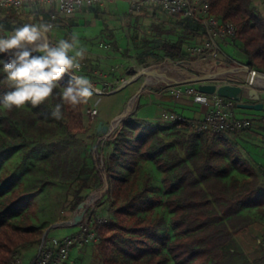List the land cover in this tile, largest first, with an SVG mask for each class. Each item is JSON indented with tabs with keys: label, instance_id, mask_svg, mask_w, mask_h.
Masks as SVG:
<instances>
[{
	"label": "trees",
	"instance_id": "trees-1",
	"mask_svg": "<svg viewBox=\"0 0 264 264\" xmlns=\"http://www.w3.org/2000/svg\"><path fill=\"white\" fill-rule=\"evenodd\" d=\"M196 1L200 5L202 1L207 3L208 16L217 17L225 25L234 27L229 38L236 46L240 59L264 72V14L256 6V0ZM16 9L9 7L0 12V36L24 24L53 22V26L57 27V22L63 21L61 14L52 20L49 7L22 15ZM170 16L186 21L189 27L193 21L197 31L206 34L199 20L203 14L186 17L178 13ZM161 46L165 56L171 59L187 57L180 41H163ZM0 59H5V55L0 54ZM73 74H65L59 81L50 98L54 106L61 103L63 86ZM5 75L0 65V100L13 90ZM47 104L45 101L34 107L41 118L52 117V109ZM2 106L0 103V128L13 137L21 134L26 122L23 112H17L15 108L8 111ZM76 106L65 104L62 113L68 116ZM29 118L32 123V115ZM159 132L147 122L127 120L109 143L111 152L108 157L99 160L100 168L94 169L91 177L79 179L69 198L70 206L75 208L87 196L81 195L83 189L96 188L103 181L110 186L105 192L116 204L115 217L106 223H100L98 219L92 221L98 237L96 250L101 264L249 262L235 237L251 225L249 217L243 213L244 209L255 207L264 213V189L258 178L259 169H254L251 161L244 159L239 150L236 136L244 131H189L172 142L165 140ZM24 144V141H8L7 145L0 147V158ZM175 144L184 149L185 158L179 154ZM142 160L154 162L162 172V201L149 194L154 190L151 185L146 183L140 190L136 186ZM232 168L248 174L250 179L225 181ZM121 169L130 172L131 178L123 176ZM11 188V182L0 176V264H10L18 248L35 240L28 224L24 228L20 226L25 221L19 219L16 224L11 223L12 217L24 209V201ZM159 204L170 213L171 232L167 230L163 217L152 216V209ZM262 262L264 256L256 260V264Z\"/></svg>",
	"mask_w": 264,
	"mask_h": 264
},
{
	"label": "rangeland",
	"instance_id": "rangeland-1",
	"mask_svg": "<svg viewBox=\"0 0 264 264\" xmlns=\"http://www.w3.org/2000/svg\"><path fill=\"white\" fill-rule=\"evenodd\" d=\"M118 2L124 3L128 12L127 1L116 0L112 4ZM255 3L264 14V0H256ZM47 7L45 4L32 3L17 7L16 10L22 15ZM57 31L62 33L61 29H57V27L54 29L53 26L48 33L47 42L53 46L57 43V41L52 40ZM10 33L7 32V34ZM101 40L107 41L108 39ZM95 48H98L97 44H95ZM203 53V51L193 53L187 55L185 59H171L161 55L149 60L148 63L133 65L130 64L129 56H116L114 58L97 55L96 57H85L81 61V68L75 71L74 75L86 76L93 85V96L87 103L77 105L70 115L63 114L59 120L53 116L41 118L38 110L30 104L16 109L17 112H23L22 115L26 119L25 126L22 127V133L14 137L6 134L0 128V147L7 145L8 141H24L25 144L1 155L0 176L11 182V189H14L18 197L24 201L22 213L13 216L11 223L16 224L19 219L25 221L21 222L20 226L24 228L28 224L32 235L35 237L33 242H26L16 251L15 256L21 260L22 264H28L43 240L47 241L76 232L80 222L76 224L69 222L74 218L80 206L86 208L85 217L91 221L98 219L100 223H106L115 217L116 204L113 203L111 197L106 195L105 191L110 186L105 181L96 188L83 189L81 195H87L85 200L77 207H71L69 198L74 193L78 180L91 177L94 169L100 168L99 160L101 158L106 159L111 152L109 143L114 140L124 123L134 117L137 105L140 104L139 97L141 94L153 93L154 91H170L175 94L177 89H186L187 87L197 90L198 83H181V81L192 76L214 75L222 72V69L217 72V69L220 68H217L216 62L210 56H203ZM228 55L231 60L225 63L224 72H233L220 75L208 83L234 84V80L240 77L243 82L241 85L246 86L249 73L241 68L247 64L239 59L236 54L230 52ZM218 58L221 57L218 55L216 60ZM155 67L160 70L149 75L141 73L147 68L154 69ZM252 69L255 68L252 67ZM257 79L256 81L260 82L258 83L260 86L255 84L250 87L264 88V79H259V77ZM120 85L124 86L119 91L108 93ZM196 95L182 94V96L188 97ZM47 103V106L53 111L55 106L51 100H47ZM93 109L97 112L92 116L90 112ZM236 110L240 111L243 117L253 120L257 112L263 111V109L255 111L242 108ZM125 112L126 114H124ZM29 115L33 117L32 123L29 122ZM122 116L123 118L119 120ZM77 129H81V131ZM169 132H176L177 138H180L188 134L189 131L187 133L186 131ZM256 133L259 135L256 140L261 141L264 134ZM163 137L167 141L173 138L165 135ZM180 151L182 153L181 148ZM141 163L136 181L138 190L147 183L154 187V190L149 194L161 198L162 201L164 198L162 172L152 161L142 160ZM121 174L129 179L132 176L130 172L124 169H121ZM261 187L264 189L263 178L261 179ZM102 189V193L96 194ZM91 196H94L93 201H91ZM152 211V216H161L165 219L167 230L171 232L170 213L164 205L159 204ZM146 213H142V215ZM243 213L249 217L250 226L257 224L264 226V213L255 207L244 209ZM246 235L247 232L244 231L236 237L242 241L247 239ZM261 236L264 241V233ZM261 250L264 252V243ZM248 255L249 262L247 263L256 264L254 256L258 254ZM63 264H101L96 250V242L72 248L68 260Z\"/></svg>",
	"mask_w": 264,
	"mask_h": 264
},
{
	"label": "crops",
	"instance_id": "crops-1",
	"mask_svg": "<svg viewBox=\"0 0 264 264\" xmlns=\"http://www.w3.org/2000/svg\"><path fill=\"white\" fill-rule=\"evenodd\" d=\"M194 2L195 14H200L202 7L196 1ZM112 3L104 2L101 5L92 7L83 6L70 15H61L63 21L57 22V29H61L62 33L57 31L56 35H53V38L51 37L52 40L58 42L60 39H71L75 35L79 40V46L86 50L85 57H96L97 55L114 58L116 56H129L132 65L148 63L151 59L165 55V51L161 46L163 41L171 43L180 41L186 55L193 54L195 47L203 45L207 41L206 34L197 31L194 25L195 22L191 21L190 27L187 26L186 21L181 22L177 18H173L158 3H146L133 13L127 12L124 3ZM105 38L108 40L106 41ZM216 43L218 46L217 56L219 55L221 58L214 61L217 68H220L217 69V72L222 69L223 73L225 63L231 60L228 53L236 54L239 59L240 56L230 38H218ZM95 44L98 46L97 49ZM206 55L209 56V52L203 53V56ZM250 68L252 67L250 66ZM256 80H254V85L260 83ZM239 82H241L240 77L234 80V84H240ZM256 87L258 86H254V88L259 92L260 99H264V88ZM197 95H202L207 99L211 94L199 93ZM196 96H177L170 91H154L153 93L141 94L139 97L140 104L137 105L132 119L147 122L156 131H161L159 132L161 136H170L173 137L170 140L171 142L176 141L178 134L169 131L188 130L184 125L164 121L162 113L175 114L193 120L202 119L205 114V106L196 102ZM241 101L251 102L246 93L241 96ZM236 114L243 117L238 110H236ZM239 131H244L236 136L239 150L244 159L251 161L254 169H259L258 178L261 181L264 173V138L257 141L259 135L256 132L264 134V103L263 111L257 112L254 116L252 126ZM175 147L179 154L185 158L184 149L181 153L176 144ZM232 178L241 181L242 179H250V176L238 171L236 168H232L225 181L231 182ZM245 231L247 232L246 240L240 241L235 237L238 247L247 259H249L248 254H258L254 256L256 261V259L264 256V252L261 250L264 243L261 236L264 233V226L257 224L250 226Z\"/></svg>",
	"mask_w": 264,
	"mask_h": 264
},
{
	"label": "clouds",
	"instance_id": "clouds-1",
	"mask_svg": "<svg viewBox=\"0 0 264 264\" xmlns=\"http://www.w3.org/2000/svg\"><path fill=\"white\" fill-rule=\"evenodd\" d=\"M51 27L48 23L24 24L10 34L0 36V54L5 55V59H0V65L6 74V81L13 87L0 100L4 109L12 111L28 104L35 107L44 103L53 97L65 74L81 68L86 50L79 46L77 37L73 35L71 39H60L53 46L46 40ZM93 91L89 78L70 75L69 82L63 86L61 103L55 105L51 115L61 119L65 104L76 106L87 103ZM196 102L206 104L207 100L197 95Z\"/></svg>",
	"mask_w": 264,
	"mask_h": 264
},
{
	"label": "built area",
	"instance_id": "built-area-1",
	"mask_svg": "<svg viewBox=\"0 0 264 264\" xmlns=\"http://www.w3.org/2000/svg\"><path fill=\"white\" fill-rule=\"evenodd\" d=\"M116 0H0V12L9 7H21L28 4H45L50 9V16L53 20L56 14L70 15L83 6L92 7L101 5L104 2H115ZM128 3L130 13L138 11L146 3H158L168 14H182L183 16H195V2L192 0H125ZM202 16L199 20L203 24L207 41L193 49L194 53L201 51L209 52L211 59L216 60L218 46L216 39L229 38L234 32L232 25H225L217 17L208 16V5L201 3ZM53 27V22L50 23ZM51 27V28H52ZM261 72V71H260ZM264 73V72H262ZM242 84L243 82H239ZM254 85V81L247 80L246 86ZM177 96L182 94H199L198 90L187 87L186 89H177ZM205 114L202 119L193 120L183 116L162 113L164 121L175 122L184 125L189 131L193 132H219L223 130L239 131L250 128L253 119L248 117H239L236 114L237 102L232 98L222 97L218 94H211L207 99ZM264 103V99L261 100ZM93 109L90 114H96ZM264 179V173H263ZM100 222V221H99ZM97 235L92 227V221L88 217L80 222L76 232L51 240H43L37 248L34 257L28 264H63L68 260L72 248L81 247L93 242H97ZM10 264H22L18 257L14 256Z\"/></svg>",
	"mask_w": 264,
	"mask_h": 264
},
{
	"label": "water",
	"instance_id": "water-1",
	"mask_svg": "<svg viewBox=\"0 0 264 264\" xmlns=\"http://www.w3.org/2000/svg\"><path fill=\"white\" fill-rule=\"evenodd\" d=\"M48 39V34L46 36V40ZM244 71H247L248 73H252V75H254V78H261L264 79V73L252 69L249 66L245 65L241 68ZM159 69L155 68L154 70H152L151 72H141L142 74H146L149 75L150 73L154 72V71H158ZM241 70V71H242ZM233 72V71H232ZM230 72V73H232ZM227 73V72H225ZM224 72H220V73H216V74H207L204 76H192L189 77L187 79H184L183 81H181V83H186V82H195L198 83V92L199 93H203V94H218L222 97H226V98H232L237 102V107L238 108H242V109H252V110H262L263 109V102L260 99V94L259 92L253 88V87H247V86H242L241 84H221V85H217V84H213V83H208V81H213L215 78H217L220 75H224ZM253 78V79H254ZM253 79H250V77H248V80L253 81ZM124 85H120L118 86L114 91L112 92H108V93H114L119 91ZM246 93L248 96V99L251 102H242L241 101V96ZM133 103V101H132ZM102 190L97 191L96 194L98 193H102ZM91 201L94 200V196H91ZM85 207L80 206L79 210L77 211L76 215L74 216V218L69 222L70 224H76L81 222L84 217H85Z\"/></svg>",
	"mask_w": 264,
	"mask_h": 264
},
{
	"label": "bare ground",
	"instance_id": "bare-ground-1",
	"mask_svg": "<svg viewBox=\"0 0 264 264\" xmlns=\"http://www.w3.org/2000/svg\"><path fill=\"white\" fill-rule=\"evenodd\" d=\"M155 68L159 69L158 67H155ZM155 68H154V69H155ZM154 69H152V68H147V69L143 70V72H151V71L154 70ZM159 70H160V69H159ZM249 77H250V79H253V78H254V75H252V73L249 72ZM256 79H257V77L254 78V80H256ZM259 79H261V78H259ZM254 80H253V81H254ZM126 112H127V111H126ZM126 112H125L124 114H126ZM121 118H123V116L120 117L119 120H121Z\"/></svg>",
	"mask_w": 264,
	"mask_h": 264
}]
</instances>
